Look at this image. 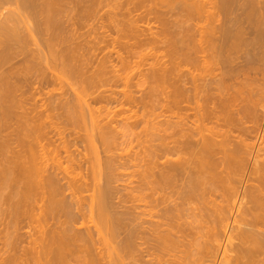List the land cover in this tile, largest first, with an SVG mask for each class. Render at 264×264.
Here are the masks:
<instances>
[{"label":"bare ground","instance_id":"1","mask_svg":"<svg viewBox=\"0 0 264 264\" xmlns=\"http://www.w3.org/2000/svg\"><path fill=\"white\" fill-rule=\"evenodd\" d=\"M0 213V264H264V0H0Z\"/></svg>","mask_w":264,"mask_h":264},{"label":"rangeland","instance_id":"2","mask_svg":"<svg viewBox=\"0 0 264 264\" xmlns=\"http://www.w3.org/2000/svg\"><path fill=\"white\" fill-rule=\"evenodd\" d=\"M98 20L101 22V19H98V18H97V20H95V21H98ZM106 20H107V19H105V18H104V20L102 19L103 22L105 21V22H104L105 24L108 23V21L106 22ZM89 21H90V22H89V24H90V23H91V20H89ZM95 21H94V20L92 21V22H93V25H94V22H95ZM85 22L87 23V21H85ZM85 22L82 21V29H83V28H86L84 31H85V33H87V32H89V31H87V29L90 30V26L88 25V26H89L88 28H87V26H86V27L83 26V23H85ZM100 22H97V24H96V22H95V24L101 26V23H100ZM86 23H85V24H86ZM99 23H100V24H99ZM86 25H87V24H86ZM90 25L93 26L92 23H91ZM78 26H79V25H78ZM94 26H95V25H94ZM94 26H93V27H94ZM100 26H96V27L99 28ZM79 28H80V27H79ZM91 28H92V27H91ZM98 28H97V29H98ZM106 28H107V27H106ZM97 29L94 27L93 30H95V32H96ZM101 29H102L101 32L103 31V32H106V33H107V31L109 30V28L106 29L107 31H106L105 29L103 30V28H101ZM79 30H81V29H79ZM93 30L91 29V32H93ZM99 30H100V29H99ZM84 31H82V32L79 31V33H80V32H81V33H84ZM86 31H87V32H86ZM97 31H98V30H97ZM95 32H94V33H95ZM98 32H99V31H98ZM109 32H111V31H109ZM109 34H111V33H109ZM93 35H94V34H93ZM112 35H114V33H113ZM108 38H109V37H107V39H108ZM101 45L104 46L103 44H101ZM108 48H111V50H112V47L109 46ZM106 50H108V49H106ZM109 51H110V50H108V52H109ZM103 53H104V52H103ZM105 53H107V51H105ZM115 55H116V54H115ZM100 56L102 57L103 55H100ZM138 60H139V59H138ZM57 85H58V87H60L59 84H57ZM57 85H55V86H51V87H49V88H54V87L56 88ZM57 91L59 92L60 89L57 90ZM64 129H65V127H64ZM62 130H63V129H62ZM68 131H70V130L66 128L65 134H64V133H62L63 135H62V134H59V135L56 134V136L53 137V140H54V141L56 140V141H55V142H56V144H55L56 146H57L58 144L60 145L62 142H64V140H66V138L68 139V134L70 133V132H68ZM63 137H64V138H63ZM55 142H54V143H55ZM53 147H54V146H53ZM76 147H77L76 145H75V146H72V147H71V150H73V151L76 150V153H78L77 150H79V149L81 150V147L78 146L77 149H76ZM79 147H80V148H79ZM62 150H63V149H62ZM63 155H64V154H63ZM0 214H1V213H0ZM1 215H2V214H1ZM3 220H4V215H2V217L0 216V223L3 222ZM1 228H4V226L0 225V229H1ZM0 232H1V231H0ZM0 234H2V233H0ZM1 236H3V235H0V237H1ZM0 240H2V239H0ZM1 244H2V243H1V241H0V245H1ZM0 247L2 248V246H0Z\"/></svg>","mask_w":264,"mask_h":264}]
</instances>
